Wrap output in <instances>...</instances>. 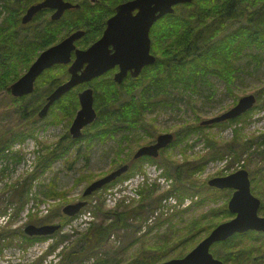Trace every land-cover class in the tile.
I'll return each instance as SVG.
<instances>
[{"label": "rangeland", "instance_id": "rangeland-1", "mask_svg": "<svg viewBox=\"0 0 264 264\" xmlns=\"http://www.w3.org/2000/svg\"><path fill=\"white\" fill-rule=\"evenodd\" d=\"M129 1L132 0L126 2ZM51 14L52 12L47 14L49 19ZM3 16H6V12L0 6V21L3 20ZM64 36H66L65 31L59 35L54 45L67 37ZM152 39L150 41L155 51L153 55L159 59L168 57L169 54L165 53L162 26L155 31ZM41 52H36L34 56ZM242 65V73L235 81L233 93L229 94L222 82L211 78L208 83L214 86L212 91L204 90L201 94L191 95V101L187 99L189 93H175L169 97L172 103L160 105L152 112H148L144 117L147 133L134 135L132 141L125 146V155L117 154L121 149L119 146L121 138L116 136L107 141H93L90 147L79 144L75 148L79 147L80 151L77 152L75 148L69 150L61 158L49 163L45 171L42 169L45 162L40 163L43 154L46 153L47 148L52 152L57 150L58 141L62 138L61 145L66 144L67 139L64 137L79 110V105L73 102L75 104L74 108L73 105L71 106L73 117L68 120L66 118L68 114L59 111V106L56 104L66 96L65 94L54 102L43 120H39L35 115L33 118L37 123L30 125L18 114L19 98H12L4 92L0 93V130L22 132L23 136L30 133L32 135L24 142L13 144L10 152L0 158V264H61L66 253L73 248V243L91 225L101 222L105 214L119 211L123 207L129 210L134 208L139 203V194L151 189L156 190L154 193L156 195L163 193L162 199L152 205L149 213L131 221L136 226V233L123 231L111 233L106 242L108 250L101 251L104 260H109L112 257L110 252L118 249L124 250L119 259L129 258L140 248L142 244L140 242L144 241L145 244L161 242L157 236H167L171 239L179 233L185 235L188 225L192 224L193 220H198L200 227L204 229L211 221L213 225H219L232 219L234 215L228 212L226 206L233 191L210 188L207 186V181L243 169L240 168V164L242 160H244L243 164L246 162L248 153L239 154L242 153L240 146L246 141L255 142L264 133V106L257 105L256 97V92L264 85V48L248 49ZM56 66L60 67H56L52 75L62 79L61 83H63L68 77L67 66ZM46 91L47 88L43 87L40 89V94ZM75 92L78 94L81 90ZM247 95L255 96L257 107L253 110L254 106L245 119L204 126V129L196 128L200 126V122L228 111L241 97ZM67 102V99L62 100L61 106H66ZM32 103L34 101H31L30 105ZM167 133L174 136L173 142L160 151L157 158L143 157L135 162L131 161L140 147L154 143L157 136ZM230 149H235L241 159L235 158ZM59 153L58 150L55 155ZM186 163L190 165L189 167L198 166L191 172L183 174L185 179L179 183L186 186L187 191L185 188H179V184L175 183L174 179L177 175V167L183 164L182 170H184L187 168ZM124 164H129L128 172L91 195L83 197L87 186ZM249 175L251 190V178L254 176L251 173ZM255 177L256 181H260L262 174L256 173ZM253 196L258 198L254 194ZM81 201L85 202V206L76 215L67 217L63 214L62 209L65 206ZM225 209L227 213L233 215L229 220L225 219ZM258 215L264 217L259 210ZM167 219L170 221H163ZM41 223L60 224L61 228L54 234L44 237H29L23 232L27 225L34 224L39 227L42 226ZM206 233L207 231L201 233L195 239L189 237L184 240L176 251L167 254L163 262L175 259L173 258L175 252H182L185 255L189 253L210 232L207 235ZM245 233H252L249 234L250 237L257 238L254 237L253 242L242 241L237 245L240 247L236 250H241L243 254L252 247L255 250L253 255L264 256V233L255 231ZM64 237V241L61 242ZM134 237L136 240L139 239L131 245L130 242ZM216 250L233 258L235 262L239 259L232 255L230 250L217 246H211L209 249L213 257ZM214 258L225 264L222 260ZM91 262L89 255L81 264Z\"/></svg>", "mask_w": 264, "mask_h": 264}, {"label": "trees", "instance_id": "trees-1", "mask_svg": "<svg viewBox=\"0 0 264 264\" xmlns=\"http://www.w3.org/2000/svg\"><path fill=\"white\" fill-rule=\"evenodd\" d=\"M42 1L0 0V6L6 12V16H3V20L0 21V93H5L7 87L28 70L38 56H34L36 52L53 46L64 31L66 36L78 30L83 31L84 36L76 42V47L82 50L88 48L100 38L107 18L113 15L115 6L128 0H63L76 5L77 8L66 11L57 21H51L47 16L51 11L44 9L38 13L32 23L22 25L20 18L27 8ZM160 26L164 32L165 53L169 54L168 57L159 59L153 55L155 51L150 41V52L156 61L153 65L143 68L138 78L127 77L121 84H116L112 80L113 72L109 71L71 90L56 103L59 111L68 114L66 118L69 120L73 117L75 107L73 102L79 105L75 91L90 87L93 90V107L97 117L94 122L85 127L79 139H72L67 133L64 137L67 139L64 146L61 145L62 138L58 141L57 150L52 152L50 148H47L40 161V163L45 162L42 167L44 171L48 169L49 163L61 158L79 144L90 147L93 141H107L116 136L121 138L119 143L121 149L117 154L125 155V146L132 141L131 138L137 133H147L144 117L156 107L172 103L169 98L172 94L189 93L187 99L191 101V95L201 94L204 90L212 91L214 86L208 83L211 78L222 82L229 94L233 93L235 81L242 73V60L246 51L252 47L264 48V0H192L189 4L175 6L172 14H167L158 20L150 29V40ZM56 67L60 66H53L37 78L34 91L30 96L19 99L20 104L18 103L17 110L20 118H24V122L30 125L37 123L33 117L44 104L46 96L61 84L62 79L52 75ZM63 74L66 75L65 71ZM43 87H46L47 91L40 94V89ZM256 97L257 105L264 106V85L256 92ZM65 99L68 102L64 108L61 104ZM29 100L34 103L30 105V101L23 105ZM250 111L230 122L245 119ZM26 114L27 117H25ZM196 128L204 129L205 127L196 126ZM10 132L0 130V158L4 157L3 154L10 152L13 144L24 142L27 137H32L31 133L27 132L28 135L24 136L22 132ZM78 148H75L77 152L81 150ZM240 148L242 153L239 154L248 153V159L244 164L242 160L240 168L254 176L251 178V192L260 199L259 212L264 215V133L255 142L246 141ZM58 150L60 153L55 155ZM230 151L235 158L241 159L235 149ZM182 165L177 167V175L174 177L175 183L178 184L185 179L183 174L198 167L192 166L194 167L192 168L187 164V168L182 170ZM256 173L262 174L260 181H256ZM178 187L185 188L187 191L184 185L179 184ZM154 193H156L155 189L140 193L139 203L130 210L123 207L119 211L103 215L101 222L91 225L84 234L79 236L61 264H81L89 255L92 259L90 264H159L165 261L167 254L176 251L184 240L189 237L195 239L205 231L207 235L217 225H213L211 221L202 229L199 221L193 220V223L188 225L185 235L179 233L171 239L167 236H157L161 242L147 244L143 243L144 241L140 242L142 243L140 248L129 258L119 259L124 250L118 249L110 252L112 257L109 260H104L101 251L108 250L106 242L111 233L115 231L136 233V226L131 221L149 213L152 205L160 202L163 197V193L160 195ZM225 215V219L228 220L233 217L226 212V209ZM41 224L45 225V223ZM249 234L252 235V233L235 234L223 242L212 245V247L230 250L232 255L239 258L238 261L235 262L233 258L219 250L213 253L214 257L225 264L228 262L264 264V256L253 255L255 250L252 247L243 254L241 250H236L240 247L237 245H240L242 241H255L256 236L251 238ZM64 239L65 237L60 241ZM138 239L134 237L130 244L134 245ZM184 255L182 252H175L173 258H182Z\"/></svg>", "mask_w": 264, "mask_h": 264}, {"label": "water", "instance_id": "water-1", "mask_svg": "<svg viewBox=\"0 0 264 264\" xmlns=\"http://www.w3.org/2000/svg\"><path fill=\"white\" fill-rule=\"evenodd\" d=\"M190 2L191 0H132L122 3L115 8V14L106 21L102 36L87 49L80 50L75 46L76 41L84 36V32L78 30L71 33L58 44L41 52L25 74L6 90L13 98L30 95L34 90L36 79L45 70L51 69L54 65H69L67 68L69 78L46 97L45 104L39 110L37 116L42 119L46 117L54 102L63 95L115 67L118 68L113 75V81L116 84H121L128 74L132 78H137L143 68L153 65L156 61L150 53L149 30L151 26L163 16L172 14L175 6ZM73 8L77 6L63 0H43L27 8L21 18V24H29L34 16L44 9L52 10L50 19L57 21L66 11ZM77 98L79 110L69 128L72 139H79L83 129L94 122L97 117L93 108L94 99L91 88L82 90ZM255 103L256 99L253 95L241 97L228 111L202 121L200 124L209 126L236 119L252 109ZM172 141V134L159 135L153 144L139 148L133 159L157 158L159 151L165 149ZM127 170L128 165H123L105 177L92 182L84 190L83 196H89L123 175ZM207 186L218 190L233 191L227 203V210L234 217L213 228L184 257L171 259L161 264H223L209 252L213 244L247 231L264 233V217L258 215L260 200L251 193L249 174L245 169H240L227 176L212 178L207 181ZM84 206L85 202L69 204L62 209V212L67 217H72ZM59 228L60 225L39 227L28 225L24 228V233L29 237H43L54 234Z\"/></svg>", "mask_w": 264, "mask_h": 264}, {"label": "flooded vegetation", "instance_id": "flooded-vegetation-1", "mask_svg": "<svg viewBox=\"0 0 264 264\" xmlns=\"http://www.w3.org/2000/svg\"><path fill=\"white\" fill-rule=\"evenodd\" d=\"M115 68H116V70H115V69H112V70H111V71L113 72V73H112V80H113V75H114V73L118 71V68H117V67H115ZM142 70H143V69H142ZM141 72H142V71H141ZM140 74H141V73H140ZM140 74H139V75H140ZM127 77L132 78L129 74H128ZM127 77H126V78H127ZM138 77H139V76H138ZM138 77H137V78H138ZM135 79H136V78H135ZM113 82H114V81H113Z\"/></svg>", "mask_w": 264, "mask_h": 264}]
</instances>
